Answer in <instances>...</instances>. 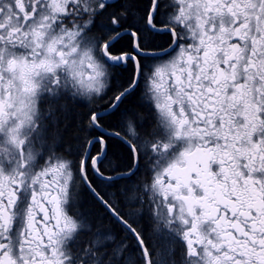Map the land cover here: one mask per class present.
Returning <instances> with one entry per match:
<instances>
[{"label":"snow or ice","instance_id":"1","mask_svg":"<svg viewBox=\"0 0 264 264\" xmlns=\"http://www.w3.org/2000/svg\"><path fill=\"white\" fill-rule=\"evenodd\" d=\"M0 264H264V0H0Z\"/></svg>","mask_w":264,"mask_h":264},{"label":"flooded vegetation","instance_id":"2","mask_svg":"<svg viewBox=\"0 0 264 264\" xmlns=\"http://www.w3.org/2000/svg\"><path fill=\"white\" fill-rule=\"evenodd\" d=\"M83 198H84L86 201L89 199L86 193L84 194V197H83Z\"/></svg>","mask_w":264,"mask_h":264}]
</instances>
